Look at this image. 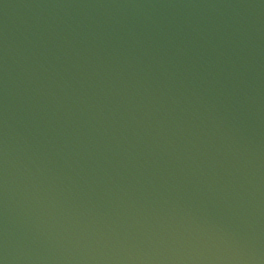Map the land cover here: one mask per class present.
I'll return each mask as SVG.
<instances>
[{
  "label": "water",
  "instance_id": "1",
  "mask_svg": "<svg viewBox=\"0 0 264 264\" xmlns=\"http://www.w3.org/2000/svg\"><path fill=\"white\" fill-rule=\"evenodd\" d=\"M0 264H264V0H0Z\"/></svg>",
  "mask_w": 264,
  "mask_h": 264
}]
</instances>
